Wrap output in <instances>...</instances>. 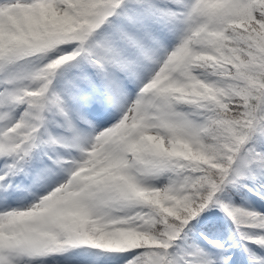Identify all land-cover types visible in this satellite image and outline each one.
<instances>
[{
	"label": "snow or ice",
	"instance_id": "obj_1",
	"mask_svg": "<svg viewBox=\"0 0 264 264\" xmlns=\"http://www.w3.org/2000/svg\"><path fill=\"white\" fill-rule=\"evenodd\" d=\"M0 264H264V0H0Z\"/></svg>",
	"mask_w": 264,
	"mask_h": 264
}]
</instances>
